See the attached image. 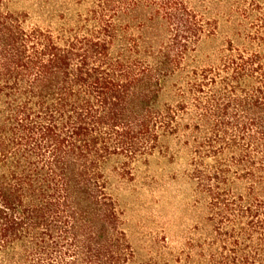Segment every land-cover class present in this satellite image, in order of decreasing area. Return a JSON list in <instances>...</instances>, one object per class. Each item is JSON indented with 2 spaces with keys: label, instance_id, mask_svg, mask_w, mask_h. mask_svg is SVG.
Instances as JSON below:
<instances>
[{
  "label": "trees",
  "instance_id": "1",
  "mask_svg": "<svg viewBox=\"0 0 264 264\" xmlns=\"http://www.w3.org/2000/svg\"><path fill=\"white\" fill-rule=\"evenodd\" d=\"M47 1L40 25L0 0V264H264V0ZM172 141L191 263L141 256L108 175Z\"/></svg>",
  "mask_w": 264,
  "mask_h": 264
},
{
  "label": "rangeland",
  "instance_id": "2",
  "mask_svg": "<svg viewBox=\"0 0 264 264\" xmlns=\"http://www.w3.org/2000/svg\"><path fill=\"white\" fill-rule=\"evenodd\" d=\"M44 1L46 6H42ZM10 5L14 11L27 13L31 24L47 25V11L53 16L57 13L54 2L47 0H11ZM225 33L222 29L217 40L201 43L200 57L222 43ZM186 170L187 153L174 141L168 153L155 154L147 163H141L133 180L122 179L109 170L112 191L125 212L128 234L141 256H148L151 247H160L175 254L184 251L183 257L189 256L191 263L192 230L202 223L205 212L194 205Z\"/></svg>",
  "mask_w": 264,
  "mask_h": 264
}]
</instances>
